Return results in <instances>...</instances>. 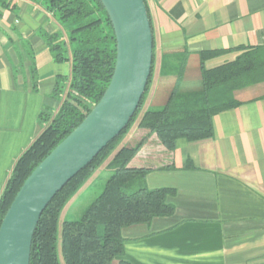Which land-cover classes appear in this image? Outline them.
I'll list each match as a JSON object with an SVG mask.
<instances>
[{"label": "crops", "instance_id": "0c3cea01", "mask_svg": "<svg viewBox=\"0 0 264 264\" xmlns=\"http://www.w3.org/2000/svg\"><path fill=\"white\" fill-rule=\"evenodd\" d=\"M154 37V72L144 106L121 148L141 145L129 164L146 171L148 190L170 189L174 212L123 229L130 264H264V83L238 91L237 108L214 117L211 139H181L169 151L139 127L150 109L165 106L173 89L201 87L200 55L211 70L234 62L237 49L264 47V0H146ZM65 30L43 4L0 0V198L22 154L41 134V113L55 115L59 79L72 78L69 61L57 63L46 36ZM184 75L179 80L181 64ZM180 81V82H179ZM118 149V150H119ZM107 161L67 204L97 198L111 176ZM62 217V216H61Z\"/></svg>", "mask_w": 264, "mask_h": 264}, {"label": "trees", "instance_id": "16d2710c", "mask_svg": "<svg viewBox=\"0 0 264 264\" xmlns=\"http://www.w3.org/2000/svg\"><path fill=\"white\" fill-rule=\"evenodd\" d=\"M31 1L43 4L65 30L68 42L60 33L46 36V41L57 63L68 62L71 53L72 78L69 84L65 78L57 82L54 95L61 102L60 109L55 115L40 114L41 126H48L14 166L0 198V227L28 177L100 102L112 80L117 59L114 30L99 0ZM237 51L242 53L234 62L211 70L205 68V62L226 51L202 53L200 89L185 92L177 85L165 106L148 110L139 127L156 134L169 151H174L181 139L189 142L211 139L214 117L240 105L235 94L264 83V47ZM184 69L185 60L179 80ZM153 72L154 62L146 93L127 128L55 196L42 214L33 237L30 264H61L60 253L64 264H130L117 262L125 251L123 229L173 214L174 208L167 202L173 191L148 190L144 186L146 171L129 168L141 145L119 149L122 138L142 110ZM113 155L108 166L112 173L102 193L79 220H64L60 231L64 208Z\"/></svg>", "mask_w": 264, "mask_h": 264}, {"label": "water", "instance_id": "95a60500", "mask_svg": "<svg viewBox=\"0 0 264 264\" xmlns=\"http://www.w3.org/2000/svg\"><path fill=\"white\" fill-rule=\"evenodd\" d=\"M112 24V80L85 120L28 177L0 227V264H30L42 214L62 189L114 141L140 107L152 75L154 37L145 0H99Z\"/></svg>", "mask_w": 264, "mask_h": 264}, {"label": "rangeland", "instance_id": "374dc122", "mask_svg": "<svg viewBox=\"0 0 264 264\" xmlns=\"http://www.w3.org/2000/svg\"><path fill=\"white\" fill-rule=\"evenodd\" d=\"M201 83V82H200ZM68 89H69V87L67 88V91H68ZM150 90V89H149ZM149 93V92H148ZM147 97H148V95H147ZM147 97H146V99H147ZM146 101V100H145ZM144 106V105H143ZM143 108V107H142ZM48 126V124H46L45 126H44V129L46 128ZM114 158V155L113 156H111L107 161H109V160H111L112 161V159ZM106 161V162H107ZM110 161V162H111ZM105 162V163H106ZM104 163V164H105ZM104 164L101 166V167H103L104 166ZM110 164V163H109ZM109 166V165H108ZM100 167V168H101ZM110 171V170H109ZM100 182H98V184H97V186H96V188H93L88 194H86V196L83 198V199H81L80 201H79V203L71 210V212L69 213V217H68V219H67V221H76V220H79V218H80V216H81V214H82V212L84 211V210H86L87 208H88V206H90V204L93 202V200H95V199H93V195H94V193L97 191V189H99V187H100ZM73 199V198H72ZM71 199V200H72ZM70 200V201H71ZM67 207V206H66ZM64 208V210H63V212H62V214H61V218H60V222H59V230L61 231V227H62V224H63V221H64V217H65V215H67L66 213H67V210H69V207L68 208ZM101 231H102V234H103V231H104V228H102L101 227V229H100ZM59 251H60V242H59ZM60 261H61V264H64V261H63V258H62V255H61V253H60Z\"/></svg>", "mask_w": 264, "mask_h": 264}]
</instances>
